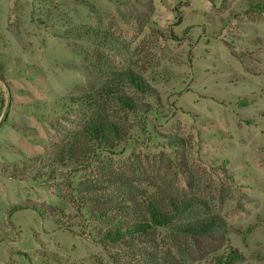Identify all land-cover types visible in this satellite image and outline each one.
<instances>
[{"label": "rangeland", "instance_id": "1", "mask_svg": "<svg viewBox=\"0 0 264 264\" xmlns=\"http://www.w3.org/2000/svg\"><path fill=\"white\" fill-rule=\"evenodd\" d=\"M50 2L0 0L7 77L0 79V264H111L77 210L74 188L89 171L38 160L21 178L1 166L31 167L55 149L60 131H70L61 116L43 119L41 103L94 93L112 71L128 68L148 78L160 100L130 118L127 141L108 157L121 166L142 161L150 170L151 161L177 156L184 165L179 190L202 196L194 216L224 221L203 238L207 252L193 254L196 261L173 252L161 255V264L171 257L172 264H204L229 246L243 252L238 264H264V14L250 12L247 0ZM64 16L73 26L107 32L123 51L63 35L70 26ZM20 204L65 215L11 211Z\"/></svg>", "mask_w": 264, "mask_h": 264}, {"label": "trees", "instance_id": "2", "mask_svg": "<svg viewBox=\"0 0 264 264\" xmlns=\"http://www.w3.org/2000/svg\"><path fill=\"white\" fill-rule=\"evenodd\" d=\"M39 2L43 7L51 4L50 0ZM247 8L255 14H264V0H247ZM53 9L60 14L58 4ZM64 20L70 26L63 35L107 46L116 54L123 51L107 32L86 25L73 26L66 16ZM147 27L160 35L152 25ZM5 66L0 62L2 80L7 79ZM150 100L158 102L160 99L148 78L133 68L116 69L94 93L71 95L51 104L41 103L38 108L45 111L43 119L50 115L61 116L71 121L70 131H60L62 139L55 142V149H50L51 153L45 157L30 161L31 167L26 164L10 168L6 164L1 166L4 172L21 178V170L26 172L29 168H36L38 160L40 164L89 171V175L74 188L77 210L89 233L105 248L111 264H161V255H172L173 252L178 253L180 261L183 256L196 261L193 254L207 252L203 238L224 226L219 215L194 216L202 196L187 195L179 190L184 165L179 164L177 156L175 161H151L150 170L142 161L121 166L108 157L127 141L132 130L130 118L137 119L152 112ZM242 104L248 105V101ZM171 142L175 148L181 147V141ZM31 208L40 211L43 217L65 215L62 208H56L51 214L37 204L16 205L11 211ZM162 232L166 235L162 236ZM165 240L170 241L169 246L161 249ZM51 258L61 260L58 256ZM173 260L171 257L168 263L172 264ZM243 260V252L229 246L204 264H238ZM89 262L83 264H101L94 258Z\"/></svg>", "mask_w": 264, "mask_h": 264}]
</instances>
